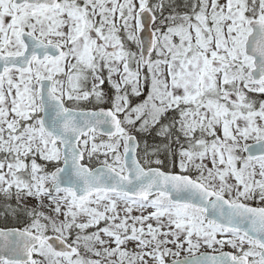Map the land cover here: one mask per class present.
<instances>
[{
    "label": "snow or ice",
    "instance_id": "obj_1",
    "mask_svg": "<svg viewBox=\"0 0 264 264\" xmlns=\"http://www.w3.org/2000/svg\"><path fill=\"white\" fill-rule=\"evenodd\" d=\"M0 264H264V0H0Z\"/></svg>",
    "mask_w": 264,
    "mask_h": 264
}]
</instances>
